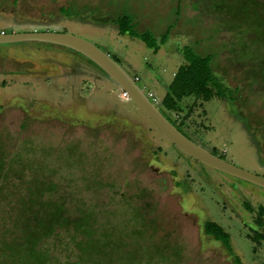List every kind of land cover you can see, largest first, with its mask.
<instances>
[{"label":"rangeland","instance_id":"1","mask_svg":"<svg viewBox=\"0 0 264 264\" xmlns=\"http://www.w3.org/2000/svg\"><path fill=\"white\" fill-rule=\"evenodd\" d=\"M236 3L0 0V32L83 37L138 77L158 103L184 62L182 47L213 53L214 72L234 100L187 96L170 115L193 141L264 177V44L251 41L252 32L242 34L229 11ZM121 15L140 33H166L167 41L154 53L120 33L114 20ZM0 156V242L6 233L11 238L7 228L24 192L45 182L55 189L43 198L62 202L70 214H90L92 240L102 249L83 264H236L234 255L242 264H264V236L248 228L264 207V188L182 152L105 72L72 49L0 44ZM261 219L264 224V214ZM206 221L229 234L233 254L204 232ZM74 233L65 228L43 240L48 264L77 258Z\"/></svg>","mask_w":264,"mask_h":264},{"label":"trees","instance_id":"2","mask_svg":"<svg viewBox=\"0 0 264 264\" xmlns=\"http://www.w3.org/2000/svg\"><path fill=\"white\" fill-rule=\"evenodd\" d=\"M232 7L236 11L231 8L229 11L240 21L242 34L246 35L252 32L254 37H250V40L264 44V0H237V3ZM61 11L66 13L63 8ZM114 21L120 33L139 39L154 53L158 51L161 44L167 41L166 33L155 38L148 32H138L127 16L121 15ZM181 53L184 62L174 72L171 81L166 86L164 95L156 105L161 113L187 136L183 131L182 122H178L170 115L171 111L181 107L183 98L195 96L209 100L216 95L234 100V96L231 88L225 85L214 72L213 53L199 55L193 49L185 46L181 48ZM86 59L100 69L91 60ZM211 152L224 158L213 151ZM2 159L0 156V171L4 163ZM54 189V184L44 182L41 185H31L24 192L25 195L22 197L24 200L13 211L14 214L11 216L10 225L7 228L11 238L6 240V233L1 239L3 256L0 258V264H48L52 259L50 252L43 246V240L55 236L57 232L65 228L74 230L73 237L75 235L74 241H76L78 249L77 258L65 264H83L82 262L87 259L86 255L101 251L102 246L92 240L94 232L89 213L78 211L75 214H70L62 202L52 198H43L44 193ZM263 214L264 207L259 206L256 211L258 220L256 221L259 225L263 223L261 219ZM203 229L207 235L219 240L232 253L229 243L230 236L221 226L215 222L206 221ZM78 236L82 240L77 239ZM126 258V260L133 259L130 254H127ZM234 259L236 264H242L237 256L234 255Z\"/></svg>","mask_w":264,"mask_h":264},{"label":"water","instance_id":"3","mask_svg":"<svg viewBox=\"0 0 264 264\" xmlns=\"http://www.w3.org/2000/svg\"><path fill=\"white\" fill-rule=\"evenodd\" d=\"M17 41L51 43L72 49L82 54L105 72V74L115 82L119 89L127 94V98L142 110L164 136L182 152L210 168L264 188L263 176L245 170L217 156L177 129V127L161 113L156 103L146 93L145 88L140 86L133 76L109 53L102 50L95 43L74 34L49 30L0 32V44Z\"/></svg>","mask_w":264,"mask_h":264},{"label":"flooded vegetation","instance_id":"4","mask_svg":"<svg viewBox=\"0 0 264 264\" xmlns=\"http://www.w3.org/2000/svg\"><path fill=\"white\" fill-rule=\"evenodd\" d=\"M1 32H4V33H7V32H5V31H1ZM140 80V79H139ZM138 80V81H139ZM142 87H144L145 88V86L143 85ZM145 91H146V93L148 94V91H147V89L145 88ZM257 216V215H256ZM256 216H255V218H256ZM257 220V219H256ZM256 220H254V223L255 224H253V226H248V228H251V229H255L254 230V232H256V233H258V234H262L263 236H264V232H263V230H264V224H262V225H259L258 223H257V221ZM264 238V237H263Z\"/></svg>","mask_w":264,"mask_h":264},{"label":"built area","instance_id":"5","mask_svg":"<svg viewBox=\"0 0 264 264\" xmlns=\"http://www.w3.org/2000/svg\"><path fill=\"white\" fill-rule=\"evenodd\" d=\"M134 79H135L136 82L139 80L138 77H135ZM122 95L125 98L127 97V94L125 92H123V91H122ZM148 95L155 103H158V98L156 96H153L151 93H148Z\"/></svg>","mask_w":264,"mask_h":264}]
</instances>
